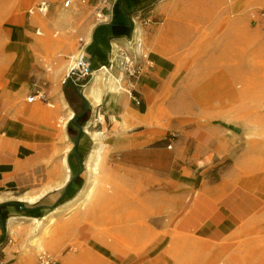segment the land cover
Returning a JSON list of instances; mask_svg holds the SVG:
<instances>
[{
    "label": "rangeland",
    "instance_id": "374dc122",
    "mask_svg": "<svg viewBox=\"0 0 264 264\" xmlns=\"http://www.w3.org/2000/svg\"><path fill=\"white\" fill-rule=\"evenodd\" d=\"M23 1L26 10L19 6L21 0L8 6L0 1V94L10 103L0 113V153L17 163L32 157L34 151L25 144L36 143L35 137L43 133L41 123L62 116L50 112L49 104L60 98L74 116L79 110L68 101L73 98L72 85L90 104V115L80 134L69 125L70 120L67 123L72 142L67 162L73 176L62 189L41 193L53 195L58 209L50 213L35 208L28 214L13 206L0 209V238L7 235L6 242H11L5 252L13 248L26 257V264H60L67 257L72 259L66 264H264V0L208 1L206 7L217 12L198 19L185 48L173 45L181 42L169 34L157 35L159 23L168 31L170 19H178L163 17L175 6L164 10L162 0L138 6L131 19L143 30L141 47L118 44L134 57L142 48L150 52L137 79H129L119 63L109 68L106 57L111 45L102 49L101 60L90 61L86 46L93 42L97 29L107 24L96 18L93 9L76 4L64 7L63 0H48L46 14L30 13L28 9L41 0ZM10 8L22 27L11 29L6 24ZM222 12L223 16H217ZM35 18L42 21L33 22ZM88 30L91 37L86 43ZM225 34L228 59L221 54ZM78 55L80 63L65 75L68 59ZM152 57L174 59L169 79L159 73ZM206 58L214 62L201 66ZM102 66L126 90L117 93L102 81L101 102L95 106L83 89L93 80L91 72ZM221 73H229L230 78ZM151 74L152 118L170 127L131 122L123 130L124 115L135 121L132 115L147 113L146 81ZM212 79L216 84L208 85ZM159 81L164 85H158ZM37 90L42 95L28 103L26 97ZM89 120L93 125L87 133ZM197 124L218 145L205 156L199 150L194 154L193 141H185L190 136L205 137L195 131L191 134ZM123 138L128 141L118 145L116 141ZM90 152L99 157L93 192L87 196L85 157ZM183 185L220 187L218 204L239 217L232 235L215 246L180 238L173 221L181 206ZM43 186L18 189L10 183L6 193L10 198L2 203L17 201L20 194L39 193ZM103 186L108 189L106 198L99 196ZM42 201L25 205L35 207ZM42 216L47 217L34 231L33 218ZM9 218L23 222L27 230L11 233ZM251 252L255 257L249 258Z\"/></svg>",
    "mask_w": 264,
    "mask_h": 264
},
{
    "label": "crops",
    "instance_id": "0c3cea01",
    "mask_svg": "<svg viewBox=\"0 0 264 264\" xmlns=\"http://www.w3.org/2000/svg\"><path fill=\"white\" fill-rule=\"evenodd\" d=\"M0 1L4 2V6L5 5L8 6L13 0H0ZM133 1L137 8L136 10H138V6L146 2H153L154 0H133ZM208 1H213V0H173L172 2H170L168 7L169 8L171 6H175V7L168 9V11H165V14H163L164 15L163 17L164 18L173 17L174 19L176 18L178 19L177 20L170 19L168 31H166L165 27L162 28L161 26L162 23H159V27L157 30L158 38H161L163 34H169L170 36L174 35L173 37L176 38L178 34L175 29L182 22H194L195 24L196 22L199 21L198 19L200 17L213 16V14L217 12V10L207 8L206 4ZM195 2L198 3L199 5H198V8L193 9L191 8V6ZM19 3H20L19 6H21L22 10H26L25 5L27 2L21 0V2ZM16 5H18V2L16 3ZM13 8H10L6 12V14H8L6 24L7 25L10 24L9 26H13V27H10L11 29H15V28H19L23 26V25H20L18 27V22H16L17 17L14 14ZM223 15L224 13L222 12V14L218 13L217 16H223ZM160 18H162V15H160ZM113 19L115 20H113L112 23L126 22L125 18L123 17L113 16ZM5 26L6 25H4V27ZM9 26H6V27H9ZM105 29H106V24L99 27L97 29L96 37L93 38L92 41L93 42L97 41L98 38L105 32ZM190 36L187 40L182 41L178 39L181 43L173 44V45H175L176 47L177 45H179V47L181 48L188 47ZM225 36H226V39L222 41L221 43L223 44L221 47V54L223 56L225 55L223 58L228 59L229 41H228L227 34H225ZM112 40L113 39L110 40L109 45L112 44ZM102 49H104L102 44H99L98 50L102 51ZM108 54L109 52L107 53V56ZM152 60L153 62L154 61L156 62V67L159 69V73L165 74L166 78L169 79L171 71L175 67L174 59L171 60V59L162 58V57H158V58L152 57ZM213 62L214 61H211L209 58H206L205 60H201L200 64L201 66H203V65H209ZM225 62L227 63L226 60ZM12 64H13V61L8 63V65H12ZM218 75L226 77V79L230 78L229 73H221ZM206 79L208 78L206 77ZM153 80H154V77L151 74L149 75L146 81V88H147L148 96L150 98L149 103L151 106L154 103V96L150 94L149 90L151 88L150 81H153ZM158 85H164V82L162 83V81L161 82L159 81ZM146 96L147 94L145 95V97ZM3 98H5L3 94H0V113H2L3 110H5L7 105H10V103L7 101H4ZM28 103H33V102H28ZM194 131L195 133L205 134L204 138L197 137V136H195L194 138L193 136H190L185 139V141H188V140L193 141V146H195L194 154H198V150H199L200 153L202 152V155L205 156L210 152V150L218 148V145L214 142V139L208 137L209 132L207 131L205 127L197 124L195 128L192 130L191 134ZM151 133H152V130L150 131L149 135ZM150 136L154 138L155 134L150 135ZM16 166H17V162L14 158L12 157L9 158L5 154L0 153V196L8 193L7 191L8 185H6V182H7L6 178L9 174H11L14 171ZM71 176H73V174H71L70 172L69 179L71 178ZM64 186H62L61 188H51L52 189L51 192L58 191L62 189ZM182 188H183L182 193L184 195L181 196V203H180L181 206L179 208V211L177 210L175 212L174 221H173L175 225L179 226L180 238H184L185 240H189V241H196V242L198 241L199 244L203 246H215L221 241H223L225 238H227L228 236L232 235V233L235 231V229L239 225V217L228 206L224 204H218L217 199L219 197V194H218L219 193L218 189L220 188L219 186L217 185H183ZM35 194H37V192ZM48 194H49L48 192L46 194L44 193L37 199L36 202L43 199L41 205L43 206L53 205L54 204L53 200L55 199V197L53 195L51 196ZM17 201H21V200H17ZM2 202L3 201L0 200V203ZM24 203H27V202H24ZM40 209L49 210L47 208H40ZM0 237H1V230H0ZM7 238L8 236L6 235V237L0 242V244L4 246V251L7 248V246L10 245L11 243V242H6ZM25 258L26 257H24L23 255L22 256L19 255L13 248L10 249L8 253L5 252L4 254L5 264H26ZM60 264H66V261L61 260Z\"/></svg>",
    "mask_w": 264,
    "mask_h": 264
},
{
    "label": "bare ground",
    "instance_id": "6f19581e",
    "mask_svg": "<svg viewBox=\"0 0 264 264\" xmlns=\"http://www.w3.org/2000/svg\"><path fill=\"white\" fill-rule=\"evenodd\" d=\"M164 2V0H162ZM173 0H165L164 3L160 5V8L166 10L169 3ZM198 3L192 4L191 8L196 9L198 8ZM78 15V14H75ZM39 18H35L33 22H41ZM195 27L194 22H182L177 28V39L180 40H187ZM174 32V31H173ZM174 34V33H173ZM158 35V34H157ZM174 36V35H173ZM91 37V31H87V40ZM144 38L143 30L141 25L135 22L133 32L130 38L122 37L118 39L112 40V45L116 46L118 44H139V42ZM81 56L78 55L77 59L74 56H70L67 61V65L65 68V75L69 74L75 67L80 63ZM58 70L56 69L53 72V76L57 75ZM93 76V80L91 83L86 85L83 89V94L89 97L92 103L96 105L100 104V83L102 81L108 82L111 89H114L117 93H120L121 90H126L120 79L115 77L110 69L107 66H102L98 70L91 72ZM215 79V78H213ZM209 81L208 85L216 84V80ZM199 96V95H197ZM150 99V98H149ZM150 102V100H149ZM49 107H51L50 112H61L62 116L59 117L57 120H46L40 124L41 130L43 131L42 134H38L35 137L36 143L32 145L25 144L26 147L34 151V154L29 159H26L22 162H18L17 166L15 167L14 171L9 174L6 178V185L14 184V186L18 189L20 188H31L34 187L36 184L42 183L44 187L42 190L34 195L28 194H20L16 196L17 200L25 201L27 203H34L37 199L41 196V193L45 192L51 188H61L66 184L70 177V168L67 162V155L71 150L72 142L69 139L67 133V123L69 120L72 119L74 116L73 110L69 107L66 101L62 99H58L55 104L50 103ZM153 105L149 104L147 113L145 115L134 114L131 117L134 118L135 121H131L130 115H124L122 117V129L124 130L126 127L131 125L143 124L146 126H159L163 128H169V123H162L155 121L152 117ZM93 125V120H89L86 124L85 131L90 133L89 128ZM99 134V133H98ZM21 138L25 137L23 133H19ZM117 144H124L127 142V139H118ZM24 144V141L22 142ZM102 146V143H100ZM99 154H95L94 152H90L85 157V169H86V183H85V190L84 195H90L89 193L93 192V185L95 183L97 177V160ZM245 171H250L249 168H245ZM251 172V171H250ZM108 186V185H107ZM108 193V189L106 186H103L99 192V196L101 198H106ZM110 196V195H109ZM10 198L8 194L1 195L0 200L4 201ZM58 209V206L53 208L50 213H54ZM47 216H42L40 218H33L36 226L34 227V231L36 228L40 227L43 223V220ZM7 227L11 233L14 232H25L27 230L26 224L21 221H17L14 218H9L7 220ZM249 258L255 257L252 256L253 252L249 253ZM72 257L65 258V261H71ZM257 259V258H256Z\"/></svg>",
    "mask_w": 264,
    "mask_h": 264
},
{
    "label": "trees",
    "instance_id": "16d2710c",
    "mask_svg": "<svg viewBox=\"0 0 264 264\" xmlns=\"http://www.w3.org/2000/svg\"><path fill=\"white\" fill-rule=\"evenodd\" d=\"M136 9L135 3L133 0H118L113 6V15L117 17L125 18L126 22L121 23H108L106 24L105 32L98 38L96 42H91L86 50H90L89 59L91 62L95 60H101L100 53L98 50L99 44H102L104 49L109 48V42L111 39L119 37H129L132 34L134 23L131 19L132 12ZM71 95L73 98H70L68 101L76 110L75 116L69 121V125L73 128H76L79 131V134L82 133V126L88 119L90 115V104L79 92L76 85H72L70 88ZM75 149V148H74ZM68 186V185H67ZM66 186V188H67ZM58 201L54 202L51 206L38 205L35 207H27L24 202L21 201H10L5 203H0V209L5 206H13L18 212L28 214L32 209L35 208H47L52 210L55 208ZM4 238H0V242Z\"/></svg>",
    "mask_w": 264,
    "mask_h": 264
},
{
    "label": "built area",
    "instance_id": "2783aa9c",
    "mask_svg": "<svg viewBox=\"0 0 264 264\" xmlns=\"http://www.w3.org/2000/svg\"><path fill=\"white\" fill-rule=\"evenodd\" d=\"M118 0H63L64 7H70L76 4L79 7L86 6L90 9H93L95 12L96 18L103 23H109L113 16V6ZM50 8V2L48 0L39 1L34 7L28 9L30 13L35 11L40 14H46ZM264 16V12L262 13ZM141 47V44H137ZM148 50L142 48L141 52L138 53V57L131 56L127 53L126 49L116 45L111 44L109 54L107 56V64L109 68L117 65L119 63L126 76L131 79H137L143 73L145 62L149 59ZM42 95L41 90L34 91L26 97L27 102L35 101L36 97ZM8 241V240H7ZM4 246L0 244V264H5L4 260Z\"/></svg>",
    "mask_w": 264,
    "mask_h": 264
}]
</instances>
